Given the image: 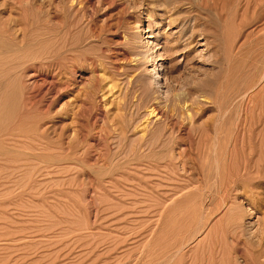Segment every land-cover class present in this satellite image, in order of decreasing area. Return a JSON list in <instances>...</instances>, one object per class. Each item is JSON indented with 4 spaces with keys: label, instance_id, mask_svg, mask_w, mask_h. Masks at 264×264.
Returning <instances> with one entry per match:
<instances>
[{
    "label": "rangeland",
    "instance_id": "obj_1",
    "mask_svg": "<svg viewBox=\"0 0 264 264\" xmlns=\"http://www.w3.org/2000/svg\"><path fill=\"white\" fill-rule=\"evenodd\" d=\"M263 1L0 0V264H264Z\"/></svg>",
    "mask_w": 264,
    "mask_h": 264
},
{
    "label": "bare ground",
    "instance_id": "obj_2",
    "mask_svg": "<svg viewBox=\"0 0 264 264\" xmlns=\"http://www.w3.org/2000/svg\"><path fill=\"white\" fill-rule=\"evenodd\" d=\"M74 1V0H73ZM264 2V1H263ZM58 7V6H57ZM150 38V37H149ZM113 88V87H112ZM109 92H110V89H109ZM154 114H155V110L154 109H152L151 108V110H150V112H149V116L151 117L152 115L154 116ZM140 130V132H141V141H143V140H145V137L146 136H148L147 134H149L148 133V130H149V128H148V126H147V123H145V124H142V126H141V129H139ZM138 130V131H139ZM149 136H151V134L149 135ZM147 139V138H146ZM152 145V144H151ZM152 148V147H151ZM184 156V155H183ZM237 185V184H236Z\"/></svg>",
    "mask_w": 264,
    "mask_h": 264
}]
</instances>
